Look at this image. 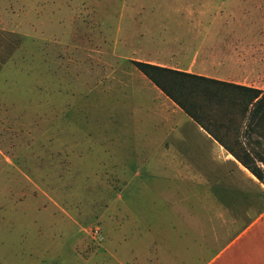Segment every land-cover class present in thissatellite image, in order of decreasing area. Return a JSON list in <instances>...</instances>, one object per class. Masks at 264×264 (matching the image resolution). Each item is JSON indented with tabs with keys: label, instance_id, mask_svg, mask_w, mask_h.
Here are the masks:
<instances>
[{
	"label": "rangeland",
	"instance_id": "374dc122",
	"mask_svg": "<svg viewBox=\"0 0 264 264\" xmlns=\"http://www.w3.org/2000/svg\"><path fill=\"white\" fill-rule=\"evenodd\" d=\"M205 4L0 0V264H204L264 212L257 179L134 64ZM245 10L225 12L243 34L231 82L264 90Z\"/></svg>",
	"mask_w": 264,
	"mask_h": 264
},
{
	"label": "crops",
	"instance_id": "0c3cea01",
	"mask_svg": "<svg viewBox=\"0 0 264 264\" xmlns=\"http://www.w3.org/2000/svg\"><path fill=\"white\" fill-rule=\"evenodd\" d=\"M232 1H237L236 6L231 4ZM221 2L220 6L215 0H206V15L193 16L192 25L190 24L188 28H176L174 35L168 37L173 46L168 48L167 53L145 61L206 78L234 81L232 80L234 72L242 71L244 65L242 57L238 54L239 45L236 44L243 34H241L242 29H232L225 12H230L232 7L241 12L250 9L254 17H257L255 22L259 24L264 21V0H222ZM217 7L221 9L223 15L216 18L214 11ZM218 18H221L222 22ZM238 18L254 22L250 17H248L250 20L243 16ZM243 48L245 49L244 46ZM233 50L234 54H232ZM252 87L260 88V86ZM45 255L37 251L22 252L21 258L27 257L23 264H36L38 258ZM204 264H264V212Z\"/></svg>",
	"mask_w": 264,
	"mask_h": 264
},
{
	"label": "trees",
	"instance_id": "16d2710c",
	"mask_svg": "<svg viewBox=\"0 0 264 264\" xmlns=\"http://www.w3.org/2000/svg\"><path fill=\"white\" fill-rule=\"evenodd\" d=\"M134 64L257 179L264 195V170L258 164H264V90L146 61ZM205 102L219 109L226 106L225 119L213 110L206 112Z\"/></svg>",
	"mask_w": 264,
	"mask_h": 264
}]
</instances>
